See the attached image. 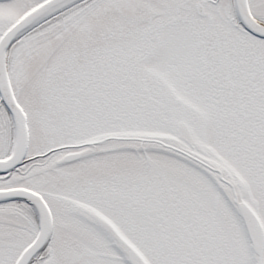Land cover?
<instances>
[{
  "label": "snow or ice",
  "instance_id": "obj_1",
  "mask_svg": "<svg viewBox=\"0 0 264 264\" xmlns=\"http://www.w3.org/2000/svg\"><path fill=\"white\" fill-rule=\"evenodd\" d=\"M0 264H264V0H0Z\"/></svg>",
  "mask_w": 264,
  "mask_h": 264
}]
</instances>
